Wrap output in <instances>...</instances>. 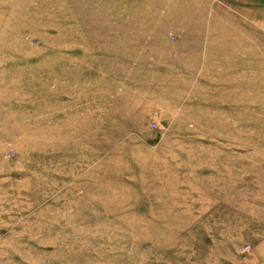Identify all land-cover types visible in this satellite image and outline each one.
<instances>
[{"label": "rangeland", "instance_id": "rangeland-1", "mask_svg": "<svg viewBox=\"0 0 264 264\" xmlns=\"http://www.w3.org/2000/svg\"><path fill=\"white\" fill-rule=\"evenodd\" d=\"M0 264H264V0H0Z\"/></svg>", "mask_w": 264, "mask_h": 264}]
</instances>
